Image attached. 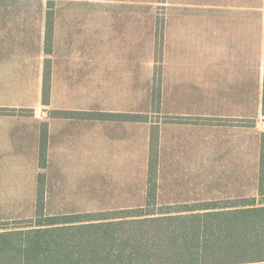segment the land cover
<instances>
[{
    "label": "rangeland",
    "instance_id": "374dc122",
    "mask_svg": "<svg viewBox=\"0 0 264 264\" xmlns=\"http://www.w3.org/2000/svg\"><path fill=\"white\" fill-rule=\"evenodd\" d=\"M47 1L0 0V225L35 218L39 189L47 216L144 204L150 128L95 122L94 113H138L147 124L165 125L160 152L169 181L159 203L257 195L264 0H53L50 56L44 53ZM229 8L235 60L206 71L199 62L201 17L208 11L221 20ZM212 29L224 30L222 20ZM224 50L219 44L211 56L221 59ZM44 59L51 70L47 106L41 104ZM61 111L77 112L65 119Z\"/></svg>",
    "mask_w": 264,
    "mask_h": 264
},
{
    "label": "trees",
    "instance_id": "16d2710c",
    "mask_svg": "<svg viewBox=\"0 0 264 264\" xmlns=\"http://www.w3.org/2000/svg\"><path fill=\"white\" fill-rule=\"evenodd\" d=\"M53 6L54 1L48 0L47 56L52 47ZM162 31L160 28L156 35L157 48L162 46ZM44 60L48 65L43 72L41 104L47 106L51 70L50 60ZM155 100L159 101V94ZM95 116L97 120L148 122L146 115ZM150 124L142 206L47 216L43 190L39 189L35 218L0 225V264H264V132L259 145L256 196L161 204L157 188L158 128ZM45 138L46 133H42L40 169L45 168ZM37 178L42 182L44 175Z\"/></svg>",
    "mask_w": 264,
    "mask_h": 264
},
{
    "label": "crops",
    "instance_id": "0c3cea01",
    "mask_svg": "<svg viewBox=\"0 0 264 264\" xmlns=\"http://www.w3.org/2000/svg\"><path fill=\"white\" fill-rule=\"evenodd\" d=\"M212 10V9H211ZM216 15H218V12L215 11ZM224 12V13H223ZM235 10L234 9H222L221 11V14H222V25H223V29L224 30H221L220 32L218 31H215L212 29V26H213V21L216 20V25L218 24V21H221L217 18L213 19L212 18V13H206V16L204 17V15L201 17V31H200V52H201V55L199 57V62H200V65H206L205 66V70L207 71L208 69L211 70L212 68V63H214L215 65H217L220 61L222 64H225V65H231L233 64V61L235 60L234 57H235V54L234 53V47H235V31L233 30L234 28V25H235ZM233 16V17H232ZM229 23V24H228ZM232 25V26H231ZM228 27H231L230 30H228ZM221 34V39H220V42L218 40V37L220 34ZM215 38V40H214ZM222 40V41H221ZM219 44L222 45V47L225 49L224 53L225 55L223 57H221V59H219V57H214V56H211V53H212V49L215 47L216 49L218 48ZM217 52V51H216ZM214 57V59H213ZM187 57H181V61H180V57H178L179 59V64H183L185 62H187ZM163 64V61L161 62ZM223 70L225 72H230L232 70L231 66H225L223 68ZM23 92V95H26V92L25 90L24 91H21ZM21 102H15L14 106L15 107H22L20 106L21 105ZM72 112H77V111H61L62 114L65 115V119L67 117V119H70L68 114H73ZM95 115L97 114H101V113H94ZM102 114H128V113H125V112H111V113H102ZM129 114H132V115H141V114H134L132 112H129ZM128 114V115H129ZM94 115L93 119L94 121H101V119L97 120L96 116ZM107 120V119H105ZM112 122H119V121H112ZM122 123L124 124H127V123H136V124H142L143 122L139 123V122H126V121H122ZM148 126V130L151 126V124H147V123H144ZM153 125H157V131H158V158H159V164H158V169H157V188H158V196H160V193L162 191V185L166 183V180L169 181V179H166L167 177V174L165 175V172H164V167L162 166V155H161V152H160V148H161V144H162V131H163V125H160V123H153ZM180 125V124H179ZM63 135V134H62ZM148 137V136H147ZM148 143H149V139H148ZM148 143L147 144V151H146V154H148ZM17 145V144H16ZM7 146L9 148H7L8 151H10L11 149L13 150L12 146L9 144V142H7ZM23 145H21V143H19L17 146H14V149L15 147H17V152L20 150L22 151L23 150V147H21ZM18 147H20L18 149ZM147 162V160H146ZM170 175V174H168ZM144 178H145V183H146V179H147V171H145V174H144ZM146 185V184H145ZM44 197V195H43ZM159 200V199H158ZM44 201V199H43ZM45 205V204H44Z\"/></svg>",
    "mask_w": 264,
    "mask_h": 264
}]
</instances>
